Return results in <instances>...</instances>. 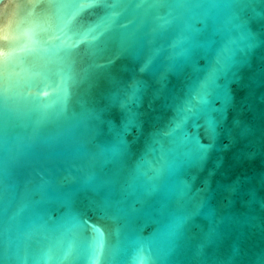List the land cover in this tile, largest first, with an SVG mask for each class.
<instances>
[{
    "label": "water",
    "instance_id": "water-1",
    "mask_svg": "<svg viewBox=\"0 0 264 264\" xmlns=\"http://www.w3.org/2000/svg\"><path fill=\"white\" fill-rule=\"evenodd\" d=\"M105 2L0 0V264H264V0Z\"/></svg>",
    "mask_w": 264,
    "mask_h": 264
},
{
    "label": "snow or ice",
    "instance_id": "snow-or-ice-1",
    "mask_svg": "<svg viewBox=\"0 0 264 264\" xmlns=\"http://www.w3.org/2000/svg\"><path fill=\"white\" fill-rule=\"evenodd\" d=\"M69 5L60 18L61 31H72L74 26L80 21V17L95 8L105 9L104 14L96 22L89 24L82 30L75 32V39L67 46L70 50L78 46L80 42H87L90 46L100 45L109 32L116 13L109 10L105 0H64ZM47 95V93H45ZM210 131L214 133L215 125L211 126Z\"/></svg>",
    "mask_w": 264,
    "mask_h": 264
}]
</instances>
